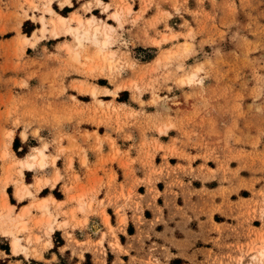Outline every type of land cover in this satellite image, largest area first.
Instances as JSON below:
<instances>
[{"label":"rangeland","instance_id":"rangeland-1","mask_svg":"<svg viewBox=\"0 0 264 264\" xmlns=\"http://www.w3.org/2000/svg\"><path fill=\"white\" fill-rule=\"evenodd\" d=\"M48 1L0 0V214L9 194L21 201L15 161L47 146L50 166L58 173L62 158L69 181L76 158L85 169L78 197L62 188L85 206L75 225L90 235L77 239L58 214L63 236L54 225L48 233L44 212L32 206L36 178L28 215L11 213L27 223L16 232L24 249H12L8 230L16 227L0 219V264H264V0H116L104 18L86 12L109 4L86 3L76 15L113 26V67L92 41L75 46L73 34L53 33ZM52 38L60 42L48 45ZM112 133L138 140L123 150ZM77 134L92 140L97 161H88ZM140 184L147 209L136 201ZM103 187L116 227L98 199ZM88 214L100 215L106 230Z\"/></svg>","mask_w":264,"mask_h":264},{"label":"crops","instance_id":"crops-1","mask_svg":"<svg viewBox=\"0 0 264 264\" xmlns=\"http://www.w3.org/2000/svg\"><path fill=\"white\" fill-rule=\"evenodd\" d=\"M63 1L64 0H54L53 1V5L50 4V6H51V8L54 11H55V9L58 10V11H60L59 13H57V11H55V13H57L59 15H62L63 17H66L67 19H69L72 15L82 14L81 12H82V9H83V5H85L86 3H89V2H91L93 0H66L65 3L61 5V3ZM115 1L116 0H102V2H103L104 5H106V4H109L110 5V9L109 10H107L106 12H104L102 6L93 5L92 10L91 11H87L86 12V15H88L90 17L91 15L89 13H93L94 12L98 16L100 14L101 15H104V16H102L104 18L107 15L112 14L114 12V4H115ZM47 13L50 14L49 12H47ZM36 14L39 15L40 12H37ZM110 21L115 24V22L113 20L110 19ZM37 27H38V24L35 25V29ZM47 40L48 41L46 43L48 45L49 44L55 45L59 41L58 39H53V38H52V41H51V39H47ZM44 42H45V40H42L41 41V43H44ZM80 129L81 130L87 129L88 131L95 130L94 128H92V130H91V128L90 127H87V126L86 127H83V128H80ZM66 130L68 132L73 131L72 130V127H69ZM104 132H105L104 128L103 127L102 128L100 127L99 128L100 135H103ZM112 135L116 137V139L118 141V144L121 146V148L123 150H126L131 145V142L132 141L137 142V140H138L137 134H134V139L132 141L129 140L127 142L122 137L117 136L115 133H112ZM30 139H31L30 136H28L27 141H24L23 143L24 144H27V142ZM77 140L79 142L83 143L84 145H87L88 146L89 149H88V152L86 154V156L88 158V161L89 162H92V163L95 162V161H97V159H98V153L96 151L91 150L90 149V145H89V143H91L92 140L90 139L88 141L89 143H85V140L80 136V134H77ZM109 149H110L109 148V144L108 143H104L103 150L104 151H110ZM50 151H51V149H50ZM131 152H132V155H135L137 153V148L135 147V150L132 149ZM61 159L62 158H59L58 159V162H57V167L59 166V169H60V171H58V174L60 175V178L57 181H55V177L57 175V171H55V169L53 167H51V166L50 167L48 166L46 168L47 170L44 169L46 171H36V170L30 171V170H27L26 169L24 171V175H23V178L24 179L23 180H24V183L26 185L32 186L33 189H34V186H35V184L37 182L36 181V178H41V179L43 178V180L45 178H48L50 180L49 183L43 184L40 187V189L38 191V198H39L38 200L47 199L49 201L48 202L49 203L48 204L49 205V208L54 213V216L56 214H58V221L59 222L66 221L68 223V226L66 227V229H68L69 231L73 230L74 231V235L76 236V238L83 241V240H85L87 238V235H90V233L87 232V231H84L83 229L80 228V227H83V225H79V224H76L75 225V223H77L78 220H83L85 218V216H86V214L84 212L85 211V206L83 204H81V203L78 202V200H77L78 198H76L74 200H71L70 194L66 193L65 190L63 191V188L62 187H63V185H65L67 187H69V186L72 187L73 189H72L71 193L73 194V196L78 197L79 196V194H78L79 191L82 189V187H85V186L78 187L80 185V180H82V182H85V181H83V179L85 177V169L82 167V165L80 166V164L78 162V158H76V160L74 162V167H75V170L78 173L73 174V179L69 181V173H68V171H64L63 166H61L59 164L60 161H61ZM136 168L138 169V171H136V175L137 176H142L143 173H142L141 168L138 167V166H136ZM114 169L117 171V164H114ZM117 172H118V175H119V182L125 181V178L123 177V172L122 173H120L119 171H117ZM0 173H1V171H0ZM98 174L99 175H102V176L104 175V173L102 171H99ZM75 175H77L78 178L75 177ZM66 180L68 182H65ZM64 182H65V184H64ZM11 187H12V185H9V186H7V189H9ZM76 187L78 188V191L77 192H74V189ZM120 187L121 186L118 185L117 186V190L120 189ZM143 187H145L144 184H140V185H138L136 187V189L139 192V194L143 196V197H136V201L140 202L144 206V209H147V206L145 204L146 203V200H147V197H145L146 196V189L145 190H142ZM56 191L60 192L61 195L60 196L57 195L56 194ZM106 191H107V188L103 187L101 189L100 193H99L98 199L99 200H104L105 204L107 205L106 210H107V212L110 215L111 223L113 224L114 227H116L117 226V220H116L115 216L113 217V215L110 212L111 209H114V206L111 203L110 204H107L108 199L106 197ZM160 191H161V189H160ZM125 192H126V190H125ZM33 195H34V193H33ZM14 199H15L16 202H13V200L11 199V196L9 194L8 195V201H9V203L6 202V204H9L10 206L13 207V210L12 211H13L14 215H17V214H20V213L22 214L23 211L26 210L25 208H29L30 209V204H31V201H30L31 199L30 198H24L21 201H18L16 199V197H14ZM119 200H118L117 203L120 205L123 202V199H121L120 201ZM29 209H27V211H26V213L24 215H26V216L28 215ZM125 211L127 213L128 221H132L134 209H132L131 207H127V208H125ZM31 212L34 215L35 214H37V215L40 214V212L39 211H36L35 209H31ZM25 219H27V218H25ZM87 219L89 220V223L90 224L91 223H97L98 226H99V231L100 232H103V231L106 230V226L103 223L102 217L100 215H97V214L96 215L88 214L87 215ZM28 224H30V222ZM54 227H55V230H57L63 236V233H62L63 228L62 227H58L56 224L54 225ZM36 229H39V228H35V233L41 234V231L42 230L39 229V231H38ZM56 232L53 235H55ZM98 237H101V234L100 233L97 234L96 238H98ZM4 238L8 239V241H9V238L8 237H4ZM105 239L108 240V236ZM52 240H53V245L49 249H47V251H46L47 253H50V251L52 250V248L55 247L54 236H53V239ZM9 243H10V241H9ZM11 245H12V238H11ZM65 245H66V242L63 245L58 246V250H60ZM10 249H11V247H10ZM12 249H13V246H12ZM66 249L69 250L70 248L67 247ZM0 251H1V249H0ZM9 256H12V255H9Z\"/></svg>","mask_w":264,"mask_h":264},{"label":"bare ground","instance_id":"bare-ground-1","mask_svg":"<svg viewBox=\"0 0 264 264\" xmlns=\"http://www.w3.org/2000/svg\"><path fill=\"white\" fill-rule=\"evenodd\" d=\"M51 2H52V0L50 2L48 1V3H47L48 5L47 4L46 5H47V12H49L51 15H53L50 18L51 24L53 26L52 27L53 33L55 35H59L60 32L73 34L75 37V46L83 45V42L86 40L92 41L93 44L95 46H97V51L95 53V56L98 58H103L105 61H109L108 62L109 66L113 67L114 66V62H113L114 54L107 52V48L109 47V45L111 43V39H112V35L110 32H111V29L113 28V26L109 25L108 23H96L97 18L95 16H93L91 18H86V20H85L84 18H82L79 15H75L72 17V20H74L77 23V25L73 26L71 24H68L69 19H67L66 17H63L62 15L55 13V11L50 6ZM100 2H101V0H100ZM118 15H119V13L113 14V16L115 18H117ZM42 23H43L42 31L47 30L48 29L47 23H46L45 18L43 16H42ZM26 39H28V38H26ZM75 57L79 58L80 52L77 51L75 53ZM88 58H90V57L88 56ZM91 58H93V57H91ZM107 92H110V90H108ZM93 94H96V91H93ZM46 147L47 146H44L43 148H37V151L36 150H35L36 152L34 151L35 153L28 154L27 156H25L23 158H19L18 160L15 159L16 160L15 162L19 165V173L21 175H24V171L26 169L30 170V171H34V170H38V169L44 170L48 166H50V163L47 160L48 154L46 153ZM14 166H15V164H14ZM15 168H16V166H15ZM59 178H60V175L57 173V175L55 177V181H57ZM49 181L50 180L48 178H45L44 180L40 178L37 182L38 183L37 188L40 189V187L43 184L49 183ZM18 196L20 197L19 199L22 200L26 197L33 196V192L29 189L28 185L23 183L22 188H20L18 190ZM48 202L49 201L47 199L35 200L32 203V206L33 207L35 206L36 208H38L44 212L43 218L46 220V222L49 225V230H48V233H49V232H52L54 230L53 225L56 221V217L51 213ZM5 208L7 211L5 210L6 211L5 213L0 214V219L2 220V222H5V223L10 222L13 225H15L16 229L11 228L10 230H8V233H11L13 235L12 246H13L14 251L17 253L20 250L24 249L25 246L22 244V239L20 238V236H18L16 234V232H21V231L25 230L27 228L26 227L27 223L25 221H23V219L22 220L17 219L18 223L16 224V222H14L15 218H13L11 216V212L13 210V207L10 206L9 204H6ZM25 209L26 210L23 211V213L21 215H19L20 218H22L24 216L27 209H29V208H25ZM259 252H260V255L262 256L261 258H263L264 257V247H262Z\"/></svg>","mask_w":264,"mask_h":264}]
</instances>
